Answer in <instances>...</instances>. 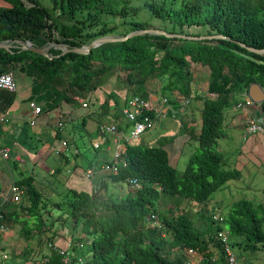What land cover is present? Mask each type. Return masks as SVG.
I'll list each match as a JSON object with an SVG mask.
<instances>
[{
    "label": "trees",
    "instance_id": "obj_1",
    "mask_svg": "<svg viewBox=\"0 0 264 264\" xmlns=\"http://www.w3.org/2000/svg\"><path fill=\"white\" fill-rule=\"evenodd\" d=\"M5 1L10 7L0 8V41H31L36 47L57 41L56 44L66 45L69 50L63 53L60 48H52L53 57H47L19 48L13 52L0 48V74L14 66L23 71L31 67L46 80L67 83L63 100L76 106L83 103L76 101L75 96L87 102L90 94L100 88L101 79L116 73L125 75L117 80L131 88L132 95H148L150 80L167 75L173 81L163 92L169 89L189 97L192 65L210 69L208 91L218 93L219 97L198 96L203 99L199 146L184 172L179 175L163 145L129 144L125 151L127 167L110 178L122 183L138 178L142 187L121 197L108 193L104 181L91 192L71 188L66 214L74 228L82 226V233L72 240L85 243L82 252L88 256L87 264H184L186 256L178 252L187 248L205 254L200 264H228L223 254L217 263L211 257L210 243L216 234L211 214L201 211L203 221L199 226L190 214L163 207L161 203L165 196H177L206 204L228 181L242 177L240 170L227 167L218 141L228 134L226 110L235 96L249 91L252 83L264 88V56L241 45L264 49V0H53L56 7L59 5L70 15L71 21L63 22L53 19L36 0ZM145 10L160 19L169 33L223 34L229 39L187 40L144 34L106 42L84 54L72 51L102 36H126L148 28L150 21L139 18ZM76 12H86V16L80 19L75 17ZM104 16H119L120 24L129 27L119 31L120 24L113 19L105 20ZM186 27H199L201 31L188 33ZM116 96L115 91L109 93L99 121L108 116L110 99H115L119 107ZM14 99L15 93L0 91V112L7 111ZM260 106L264 111V102ZM15 182L25 189L22 207L30 217L25 221V234L31 239L35 228L40 233L45 229L44 211L49 212V203L44 201L33 175ZM103 189L106 191L101 197ZM26 202L29 205L24 206ZM10 204L9 198L0 204L5 219L19 215L15 210L8 215ZM55 206L61 207L62 203L56 202ZM153 214L158 215L162 229L150 227L148 218ZM31 221L34 226H30ZM225 226L233 236L244 238L249 250L264 245V202L248 199L233 202L225 214ZM50 248L49 261L63 264L61 255L51 245Z\"/></svg>",
    "mask_w": 264,
    "mask_h": 264
},
{
    "label": "rangeland",
    "instance_id": "obj_2",
    "mask_svg": "<svg viewBox=\"0 0 264 264\" xmlns=\"http://www.w3.org/2000/svg\"><path fill=\"white\" fill-rule=\"evenodd\" d=\"M36 1L53 15V19L60 22L71 21L70 15L62 11L59 5L56 7L53 0ZM27 4H29V2H27ZM8 7H10V4L7 1L0 0V8ZM85 16L86 12H76L75 14V17L80 19ZM103 18L108 21L113 19L119 24L122 23V18L119 16H104ZM139 18L141 20L150 21L151 24L148 28L163 29L164 27V23L160 19L152 17L147 10L143 11ZM128 27V25L120 24L118 30L122 31ZM185 31L188 33H198L201 31V28L186 27ZM54 42L58 43L57 41ZM63 47L69 49L66 45ZM52 48L59 49L57 45H52L51 49ZM51 55L53 54L51 53ZM13 70L15 71L17 91L13 104L8 108L9 114L16 111L18 112L22 105L29 107L30 98H33V101L46 102L47 106L59 104L61 109H63L61 116L66 124L64 127L65 134L77 147L80 153L79 155L71 156V162L68 163L64 157L57 154L52 149L45 159L41 160L38 164H34L28 161V159H26L28 161L27 163L22 164L24 168H26V164L32 168V172H29V174L34 175L36 187L43 194L44 201L49 203V212L44 211V218L47 223L45 222V229L41 233L37 232L35 228L34 236L31 239L28 238L25 234V221L30 219V217L22 207L24 198L19 203L10 204L8 215L12 210L18 212L19 215L6 219L9 224V230L1 238V240H5V243L3 242L4 246L1 245L0 249L9 256L10 259L8 261H10L11 264H30L42 260L51 254L52 250L50 248V243L64 247L66 246L67 238H78L82 233V226L74 228L69 215L66 214V211L69 209L68 201L70 199L68 191L71 188L90 191L93 186L91 185V179L87 176L86 169L89 168V164L91 163L98 168L102 167L108 157L106 152L93 148L92 140L95 138V133L91 128L92 126H86L82 120L93 119L98 121V117L102 116L101 114L104 110L102 104L107 100L109 93L112 91H115L117 94L116 98L119 101V107L116 105L115 99H110L108 104L110 108L109 114L103 118L102 121L107 120L111 115L114 116L113 118H115V121L118 120V118H120V107L123 105V101L133 94V90L131 88L128 89L129 87L126 86L125 83H119L117 77L124 79L125 75L123 73H116L110 77L102 78L100 88L92 92L88 98L87 103L89 105L77 109V106L73 103H68L63 100L62 92L67 84H65L64 81L52 82L46 80L44 75L38 73L31 67L23 71L19 66H14ZM192 71L193 81L191 84V95H193L194 100H192L193 98L189 100L188 111L189 108L194 110L196 107L195 110L197 111L198 108H201V102L199 103L197 101L203 100L201 98L199 99L198 96H205L208 93L207 82L210 79V69L202 65L193 64ZM172 81L173 79L167 75L152 78L148 85V96L154 100L168 97L171 100V105L179 104V97L183 96L178 94L177 91L171 92V90L168 89L166 92H163L165 87L169 83H172ZM235 97L237 100H233L234 102H232V104L243 101V97L238 95ZM76 99L79 100L78 98ZM78 110H83L84 112L80 114ZM262 113L264 114V112ZM3 114L4 112H0V116H3ZM200 115V111L195 112V118L198 119V121H192L193 127L191 129V135L188 131L183 129V126L187 127L188 122L193 119H186V117L183 116L180 121L179 116L182 115H179L178 118H159L157 128L144 134L139 139H136L134 143L147 146H160L162 145L164 137H175L173 146L169 147L170 156L171 159L176 157V159L179 160L178 163H176V167L179 175H181L189 162L190 156L199 146L197 136L200 134L202 126V123L199 121ZM52 116L53 114L50 115V118ZM52 118L54 119V116ZM30 121L31 120L22 122V126L25 128L27 134L23 133L21 139L24 140L29 150L35 152L41 149L46 141L42 135L32 133L39 131L41 127L38 123L32 126ZM8 122V120L7 122H1L0 118V125L8 127L11 125V123L8 124ZM192 135H194V137H192ZM218 148L225 154V159L228 164L227 167L237 168L241 171L242 177L240 179L228 181L211 195L206 204L197 203L188 199L178 202V208L173 207V209L178 212L190 214L195 223L199 226L202 225L203 221L200 217V212L203 211L210 216L215 209L213 206L216 204H220L224 211H229L231 204L240 199L252 200L255 203L264 202V133L251 134L245 138L243 130L232 128L228 136L219 140ZM18 171H20V169ZM25 174L28 173L25 172ZM101 184L102 181L97 179L96 185L100 186ZM105 191L106 190L103 189L100 196L105 193ZM129 192L132 191L128 186L127 193ZM108 193H110V191H108ZM108 193H106V195H108ZM122 194V190L118 189L117 195L120 196ZM112 195L115 194L112 193ZM56 202H61L62 206H55ZM27 205H29L28 202H26L24 206ZM209 223L210 221L208 224ZM30 226H34V221H31ZM233 240L234 236L231 234L232 243ZM232 246L236 255H239V253L250 255L248 252L240 251L239 246H237L235 242ZM182 253H184V251L178 252V254ZM82 254H84V252H82ZM176 254L177 252H174L173 256ZM184 255L186 256L185 253ZM189 259H192V257H189ZM198 264H200V262ZM238 264H247V262L242 260L238 261Z\"/></svg>",
    "mask_w": 264,
    "mask_h": 264
},
{
    "label": "built area",
    "instance_id": "obj_3",
    "mask_svg": "<svg viewBox=\"0 0 264 264\" xmlns=\"http://www.w3.org/2000/svg\"><path fill=\"white\" fill-rule=\"evenodd\" d=\"M0 91H6L10 93H16L17 86L15 81L14 70L0 74ZM208 97L216 99L219 94L216 92L207 93ZM243 101L236 103L235 108L247 112L245 121V138L251 134L264 133V114L255 109L258 106L253 99L249 96L248 91L242 94ZM76 101L83 103V106H87V102H84L79 96L74 97ZM78 98L79 100H77ZM180 98V110L186 109L189 104V100L193 98V95L189 97ZM183 98V99H181ZM29 107L34 115H40L43 113V107L38 105L36 101H30ZM122 117L125 119L126 124L124 127L119 125V122L111 120L104 122L98 127V138L92 141L93 148L95 150H102L109 152L112 150L108 144L110 140L113 144H116V148L109 160H106L102 167L98 168L95 165H91L87 170L88 178H93L97 174H105V176L117 175L120 171L127 167L128 157L125 155L127 145L134 143L136 139H139L144 134L156 129V124L159 118H167L170 114L177 116V111L171 105L168 97H162L161 99L154 100L148 95H130L126 98L125 103L121 110ZM7 118L1 117V122H7ZM31 124L34 125L35 119H32ZM64 121H59L57 127L60 131L64 128ZM122 143V145H120ZM57 154L69 157L79 154L77 148L66 139L61 140V144L56 149ZM0 154L4 158L10 156V152L7 148L0 147ZM132 192L142 187V183L138 178H131L126 183ZM98 187V186H97ZM25 194V189L21 188L16 182L10 184L7 195L4 199L9 198L12 203H19ZM211 218L216 226V234L213 242L218 245L222 251L225 260L228 264H238V257L234 252L231 233L225 226V215L217 207L212 211ZM150 227L162 229L163 225L160 222L158 215L153 214L148 218ZM9 230V224L7 223L4 214L0 211V237H2ZM91 243V241H88ZM56 252L63 258V264H87L88 256L82 254L85 248V243H75L72 238L66 240V246L61 247L57 244H50ZM188 253H199L193 249L187 248ZM10 258L0 249V264H11L8 261ZM30 264H55L50 262L48 257L42 260L35 261ZM184 264H196L195 259H186Z\"/></svg>",
    "mask_w": 264,
    "mask_h": 264
},
{
    "label": "crops",
    "instance_id": "obj_4",
    "mask_svg": "<svg viewBox=\"0 0 264 264\" xmlns=\"http://www.w3.org/2000/svg\"><path fill=\"white\" fill-rule=\"evenodd\" d=\"M208 83H209V80L207 82V85H208ZM241 97H242V95H241ZM30 99H31V101H33V98H30ZM125 100L123 101V105L125 103ZM192 100H194V97ZM235 100H237V99H235ZM197 102H199V103L201 102V108H198L197 111H200L201 115H200L199 121L202 123L203 100H200ZM37 104L41 105L44 108V112L40 115H34L31 108L26 107L25 105L20 106V109L18 112L16 111L12 114H9V110H7L3 114V116L8 119V121H9L8 124L11 123V125H9L8 127H5L4 125H0V128H1L0 147L7 148L10 152V156L6 159L0 154V162H2V163H0V204H1V202H3L5 200L4 198L6 197L7 192L9 190V187H10V184L12 182H15L16 180H20L25 176L33 175V174H29V172H32V168H30V166L28 164H26V168H24L22 164H25L28 161H31L34 164H38L41 160L45 159L47 154L52 149L56 152V149L61 144L62 139L68 140L73 145V147L77 148L73 144V142H71V140L68 139V137L66 136L64 128L62 129V131H60L59 128L57 127V123L59 121H64L62 119V116H61L63 109H61V107L59 106L56 108H52L51 110H47V108L50 107L51 105L47 106L46 102H39V101L37 102ZM123 105L120 107L121 110H122ZM235 105H236V102H235V104L233 103L231 106H229L226 110L225 127L228 130L227 136L230 134V131L232 128L241 129V130H243V133L245 134L244 126H245V121H246V117H247V112L243 111V110L236 109ZM81 107H82L81 105H78L76 108L78 109ZM173 107L177 111V116H172V114H170L169 117H167V118H176V117L178 118L179 115H182V116H179L180 121L182 120L183 116L186 117V119L187 118L193 119L190 122H188L187 127L183 126V129L185 131H188L189 134L192 133V131H191V129L193 127L192 121H194V120L198 121V119L195 118V112H197L195 109L197 107L194 109L195 111L192 110V108L191 109L189 108V111H188V105H187L186 109H184V111L180 110V108H181L180 103L173 105ZM255 109H257L259 111H263L261 109L260 105L255 107ZM78 112L80 114H82V112H84V111L78 110ZM51 114H53L54 119L52 118L53 116L50 118ZM3 116H0V118ZM113 117L114 116L111 115L109 118H107V120H105L103 122H101L99 120L95 121L93 119H87V120L83 119L82 120L83 123L85 120L86 126H88V127L92 126L91 128L95 133V138L92 141H94L98 138V135H99L98 127H99V125L104 123V122L115 120V118H113ZM119 117L120 118H118V120H116V122L118 121L119 125L121 127H124L126 124V121L122 117L121 111H120ZM32 119H35V122H36L35 125H37V123H38V124H40V127H41L39 129V131L32 132V133L42 135L46 141L44 143V145L42 146V148L36 150L35 152L29 150L27 148L24 140L21 139V135L23 133L27 134V132L25 131V128L22 126V122L27 121V120H32ZM158 122L159 121H157L156 128L158 126ZM64 123H65V121H64ZM181 124H183V123H181ZM35 125H32V126H35ZM65 125H64V127H65ZM1 126H3V127H1ZM57 133H61L62 136L59 137L57 135ZM192 137H194V135H192ZM174 138L175 137H167V136L164 137L163 141H162V145L167 149V151L169 153V158H170L171 164L176 167V163H178L179 160L176 159V157H173V159H171L170 149H169L170 146H173ZM108 144L111 146L112 150H110L108 153L106 152L108 155L106 160H109L111 158L113 151L116 148V144H113L112 140H110ZM120 145H122V143H120ZM79 154H77V155H79ZM181 155H182V153H181ZM62 157H64V156H62ZM64 158L68 163L71 162V156L64 157ZM26 159H28V161ZM92 164L93 163H91L89 165L91 166ZM19 169H20V171H18ZM25 172H27L28 174H25ZM90 179L92 181L91 185L93 186V188L89 192L96 189L97 179H100V181H102V182L104 181L107 183L108 191H110L111 194L113 193L116 196H119V195H117L118 189H121L123 192V194L120 195V197L125 195L128 192V185L126 183L112 181V179L108 176H105V174H97L95 177L90 178ZM110 186H111V189H110ZM75 189H77V188H75ZM77 190H82V189H77ZM182 200H188V199H182V198H179L177 196H165L162 200L161 205L163 207H169V208L177 207L178 208L177 203L181 202ZM194 202H196V201H194ZM215 207H217L219 210H221V212L224 215L227 214V212H228V211H224L223 207L220 204H216L213 206V208H215ZM213 231H216L215 225L213 226ZM206 237L208 239V235H206ZM3 242L5 243V240L2 239L0 241V247H1V245L4 246ZM234 242H235V244H237V246H239L240 251L250 253L249 256L246 254L239 253V255H237L238 261L244 260L247 262V264H264V245L261 244V245H259V247L257 249L249 250L246 247V240L244 238L234 236L233 243ZM183 251L186 254L187 259H189V257H192V259L196 260V264H198L199 262L201 263V261L205 258V254H202V253H194V254L192 253L191 254V253H188V250H186V249ZM210 251H211V257H212L213 261H215V263L220 262L222 259V252H221L219 246L215 245V243L213 241H211V243H210Z\"/></svg>",
    "mask_w": 264,
    "mask_h": 264
},
{
    "label": "water",
    "instance_id": "obj_5",
    "mask_svg": "<svg viewBox=\"0 0 264 264\" xmlns=\"http://www.w3.org/2000/svg\"><path fill=\"white\" fill-rule=\"evenodd\" d=\"M144 34H156V35H166L168 37H178L187 40H203V39H229L223 34H215V35H202V36H194V35H187V34H180V33H169L164 29H155V28H145L142 30H137L129 33L126 36L121 35H106L99 37L93 40L89 45L75 47L72 49L75 53H88L93 50V48L98 47L106 42H114V41H124L131 37L137 35H144ZM52 45H57L63 53L68 52L69 49H65L63 44H56V43H48L43 47H36L33 45L31 41H23V40H3L0 41V48L5 49L7 51L13 52L14 48H19L20 50H29L37 54H41L47 57H53L50 53V49ZM243 47H246L249 51L257 53L259 55L264 56V49H257L253 47H248L246 44H241ZM249 96L253 99L256 104H261L264 102V88L258 83H252L249 87Z\"/></svg>",
    "mask_w": 264,
    "mask_h": 264
}]
</instances>
